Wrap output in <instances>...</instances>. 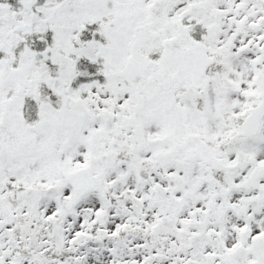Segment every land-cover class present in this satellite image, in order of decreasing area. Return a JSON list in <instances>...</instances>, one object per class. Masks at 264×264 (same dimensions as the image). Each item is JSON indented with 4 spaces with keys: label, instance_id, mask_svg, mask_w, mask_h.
<instances>
[{
    "label": "snow or ice",
    "instance_id": "snow-or-ice-1",
    "mask_svg": "<svg viewBox=\"0 0 264 264\" xmlns=\"http://www.w3.org/2000/svg\"><path fill=\"white\" fill-rule=\"evenodd\" d=\"M0 264H264V0H0Z\"/></svg>",
    "mask_w": 264,
    "mask_h": 264
}]
</instances>
